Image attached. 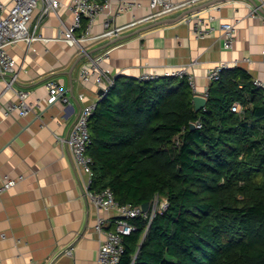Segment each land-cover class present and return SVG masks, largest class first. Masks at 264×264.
Returning a JSON list of instances; mask_svg holds the SVG:
<instances>
[{"label": "crops", "instance_id": "1", "mask_svg": "<svg viewBox=\"0 0 264 264\" xmlns=\"http://www.w3.org/2000/svg\"><path fill=\"white\" fill-rule=\"evenodd\" d=\"M1 1L8 7L13 4V0ZM129 1L138 5L119 10ZM73 2L60 0L56 11L42 19L38 31L44 40H22L10 47L18 73L15 84L8 86L0 74V184L23 176L0 199V264H45L51 259L54 264H98L102 235L95 229L96 209L85 194L86 176L77 174L69 150L57 140L67 136L81 109L98 102L100 90L107 87L95 77L90 81L81 77V66L90 56L109 51L100 68L114 82L139 80L144 72L162 78L186 68L200 94L210 85L208 72L221 62L237 64L253 78L264 80V20L250 15L257 0H200L157 19H146L150 0H113L111 13L99 15L91 34H103L107 18L112 27L122 29L113 36L89 40L86 52L63 39L65 28L73 23ZM42 6L39 2L31 28ZM196 14L204 26L209 14L216 16L211 22L215 30L205 38L193 31ZM235 20L239 21L234 46L227 49L220 25ZM50 78L65 86L68 104L57 100L46 105ZM18 89L30 91L33 110L26 116L7 115ZM100 214L110 217L107 211ZM68 246L74 247L73 256L61 253Z\"/></svg>", "mask_w": 264, "mask_h": 264}, {"label": "trees", "instance_id": "2", "mask_svg": "<svg viewBox=\"0 0 264 264\" xmlns=\"http://www.w3.org/2000/svg\"><path fill=\"white\" fill-rule=\"evenodd\" d=\"M253 80L224 70L198 112L187 77L119 79L98 101L92 188L121 204L168 199L151 221L130 220L120 264H264V89Z\"/></svg>", "mask_w": 264, "mask_h": 264}, {"label": "built area", "instance_id": "3", "mask_svg": "<svg viewBox=\"0 0 264 264\" xmlns=\"http://www.w3.org/2000/svg\"><path fill=\"white\" fill-rule=\"evenodd\" d=\"M113 0H74L71 9L73 12V23L67 26L63 32V39L70 45H76L84 52H86L85 44L98 37L113 36L121 27H112L110 18L105 21L106 31L99 36H92L91 30L96 19L101 14H110L112 10ZM200 0H150L151 12L146 19H157L177 10L189 7ZM39 2H43L41 14L36 23L31 28L35 9ZM257 4L251 7L250 15L259 16L264 20V0H257ZM60 5V0H13V4L8 7L7 4L0 0V74L2 79L8 86H12L18 81V73L16 70V61L10 53V47L19 41H26L32 43L36 40H44L45 37L38 31L42 19L51 11H56ZM138 3L134 1L125 2L119 6V10L132 9ZM216 16H208V24L204 26L205 21L199 14H196V22L193 26V31L198 38H205L210 35L215 27L211 22L215 21ZM87 21L85 29H83V22ZM235 21L221 22V30L225 40V48L232 49L235 41L236 23ZM82 30L80 34L78 31ZM109 51L100 54L92 55L88 61L85 62L80 69V75L85 81H90L95 77L97 83L106 82L107 87L105 96L109 89L113 86L114 80L100 68L101 63L108 58ZM264 56V50H263ZM237 67L228 62H221L213 67L208 72V80L210 83L221 79V74L224 70ZM167 76L187 77L190 87L195 95H203L207 98L208 88L204 94H200L196 87L194 76L190 75L186 68H179L173 72H167ZM160 78L156 73L144 72L140 80H155ZM254 85L264 89V80L254 78ZM48 95L46 98V105L52 106L57 100L64 103H69V97L65 86L60 84L57 80L50 78L46 82ZM194 95V96H195ZM30 91L27 89L16 90V99L7 107L6 114L10 115L16 112L20 116H26L33 110V104L29 101ZM80 99L83 95L79 96ZM97 103H91L84 106L78 114L76 120L70 127L67 136H57L58 142L65 146L72 157L73 165L77 174L82 178L86 176L85 180V194L96 209V224L95 229L102 235L100 240V247L98 250L97 261L98 264H120L121 256L124 252L123 237L130 235L136 227L130 223L131 219L143 216L149 221L153 217L167 208L168 199L164 196L156 195L150 202L148 211H144L143 206H135L132 204H121L115 197L113 191L109 188L96 191L92 188L93 184V157L89 154V146L92 143V138L89 131V119L95 111ZM233 111H240L241 105L236 102L232 106ZM195 127L202 126L201 120H197ZM23 176L15 178H6L0 184V199L2 194L15 186ZM107 211L110 217L102 216L100 213ZM114 214V215H113ZM5 234H2V238ZM62 254L69 256L74 255V247H64ZM28 264H39L38 262H30ZM45 264H54V260L46 262Z\"/></svg>", "mask_w": 264, "mask_h": 264}, {"label": "water", "instance_id": "4", "mask_svg": "<svg viewBox=\"0 0 264 264\" xmlns=\"http://www.w3.org/2000/svg\"><path fill=\"white\" fill-rule=\"evenodd\" d=\"M104 94H105V90L104 89H101L100 90V95H104ZM193 102H194L195 111L198 112V111L204 109V107L206 106V104H207V98L205 96H203V95H195L194 98H193ZM190 126H191L192 129L195 128V124L194 123H191ZM149 205H150L149 202L144 203L142 205L144 211H148Z\"/></svg>", "mask_w": 264, "mask_h": 264}]
</instances>
